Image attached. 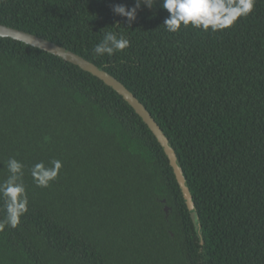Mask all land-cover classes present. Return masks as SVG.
<instances>
[{"label": "trees", "instance_id": "16d2710c", "mask_svg": "<svg viewBox=\"0 0 264 264\" xmlns=\"http://www.w3.org/2000/svg\"><path fill=\"white\" fill-rule=\"evenodd\" d=\"M115 4L134 0H0V25L120 82L167 139L193 208L122 96L62 58L0 37V182L15 157L29 201L19 225L0 231V264H264V0L216 32L166 31L159 0L129 25ZM108 31L130 46L96 57ZM54 159L57 178L37 187L32 165Z\"/></svg>", "mask_w": 264, "mask_h": 264}, {"label": "clouds", "instance_id": "9594fccd", "mask_svg": "<svg viewBox=\"0 0 264 264\" xmlns=\"http://www.w3.org/2000/svg\"><path fill=\"white\" fill-rule=\"evenodd\" d=\"M158 0H134L129 7L115 4L114 14L124 17L129 25L137 18L141 5L152 9ZM160 7L169 14L163 21L166 31L177 33L181 27L189 26L202 31H222L230 28L241 17H247L254 8L255 0H159ZM117 24H119L117 22ZM130 46L124 35L113 31L104 34L103 39L95 45L93 53L96 57L112 56ZM62 167L60 160L51 161V167L43 162L32 165L30 175L37 187L46 188L54 181ZM9 175L0 182V200L3 201L4 219L0 220V231L5 226L16 228L20 218L28 211V194L24 183L25 165L15 157H10L6 164Z\"/></svg>", "mask_w": 264, "mask_h": 264}, {"label": "water", "instance_id": "95a60500", "mask_svg": "<svg viewBox=\"0 0 264 264\" xmlns=\"http://www.w3.org/2000/svg\"><path fill=\"white\" fill-rule=\"evenodd\" d=\"M0 37L2 38H11L13 40L20 41L32 47L38 48L45 52H48L52 55H55L59 58H62L64 61L69 62L75 66H78L81 70L90 73L91 75L97 77L98 79L102 80L106 85L111 87L114 91H116L123 99L134 109V111L141 117V119L147 124L151 132L156 137L157 141L161 145L165 155L167 156L170 165L173 168L176 180L181 187L182 196L186 201L187 208L192 210V201L191 196L188 192V189L184 186V179L182 176V172L180 168L176 165L175 162V154L169 145L167 139L162 134L158 125L152 120L149 113L143 108V106L135 99V97L114 77L106 73L95 66L94 64L88 62L87 60L83 59L82 57L68 52L62 47L44 40L42 38L36 37L29 33L13 29L7 26L0 25ZM167 212V207L164 208Z\"/></svg>", "mask_w": 264, "mask_h": 264}]
</instances>
